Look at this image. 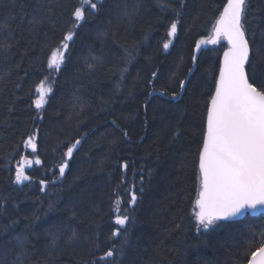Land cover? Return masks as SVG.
<instances>
[{
    "label": "trees",
    "instance_id": "trees-1",
    "mask_svg": "<svg viewBox=\"0 0 264 264\" xmlns=\"http://www.w3.org/2000/svg\"><path fill=\"white\" fill-rule=\"evenodd\" d=\"M137 2L102 0L96 14L86 13L56 70L48 58L73 29L80 0L0 4V43L13 44L0 48V264H249L260 246L264 215L199 232L194 215L205 102L227 47L222 39L198 51L197 42L212 38L226 0H183L173 37L178 0H139L129 19L123 8ZM246 27L259 83L264 0H249ZM46 77L52 91L37 109ZM30 136L36 151L25 143ZM76 140L73 156L64 157ZM18 167L30 180L15 182ZM125 209L130 219L117 225ZM122 227L126 234L114 236ZM50 229H63L55 246ZM17 235L27 249L19 260Z\"/></svg>",
    "mask_w": 264,
    "mask_h": 264
},
{
    "label": "snow or ice",
    "instance_id": "snow-or-ice-1",
    "mask_svg": "<svg viewBox=\"0 0 264 264\" xmlns=\"http://www.w3.org/2000/svg\"><path fill=\"white\" fill-rule=\"evenodd\" d=\"M3 2L4 0H0V4ZM178 2L180 7L173 10L177 19L169 25V37L177 34L179 17L185 6L183 0ZM164 6L167 7V4ZM98 7H102V0H80V5L72 12L75 21L73 29L64 34L60 45L48 58L50 68L56 70L64 64L65 52L75 36L74 29L86 19V13L88 16L96 14ZM139 7L138 0L131 9L125 6L123 14L131 19L138 13ZM248 8L249 0H226L214 25V37L210 41L197 42V48L204 43L216 44L221 38L227 42L219 72L214 77V88L205 102L201 140L196 153L198 189L194 201V215L198 222L196 225L198 232L218 226L220 221L242 216L249 209L255 210L258 206L264 208V80L259 83L256 80L252 48L246 27ZM48 14H53L51 8L48 9ZM12 47L13 44L8 41L0 43V48L5 52ZM163 47L167 49L169 43H164ZM195 60L196 57L193 56V61ZM88 67L91 69L93 66L89 64ZM189 71L191 72V69ZM152 75L155 77L156 73ZM47 79L46 77L45 81H41L37 88L39 98L34 101L37 109L44 105L47 94L52 91L50 84L45 87ZM184 86L185 81L181 80V91ZM177 95L173 93L172 98L175 99ZM123 135L127 137L128 133L125 131ZM179 135L180 132L177 130L174 137ZM25 143L33 151L37 149L32 136ZM80 143V140H76L67 147L64 157L71 158L74 149H77ZM27 163L28 166L31 165L30 161ZM35 163L40 164L41 161L36 159ZM67 167V160H63L59 165L61 176ZM25 180H30V177L25 174L23 167H18L15 182L21 183ZM45 183V180L40 181L42 186ZM43 190L41 187V191ZM136 200L137 196L133 192L130 203H135ZM116 211L121 212L118 205ZM75 216L76 212L73 210L72 217ZM129 219L130 216L125 209L116 216L115 223L125 226ZM62 231L63 229L47 231L51 246L57 245ZM71 231L70 238H77L76 231L74 229ZM121 231L126 234L127 229L118 228L113 235L117 236ZM14 239L19 260L27 251L26 238L17 235ZM259 244L257 250L251 252L249 264H264V237ZM105 255L112 257L113 251L109 250ZM247 255L248 253H245V256Z\"/></svg>",
    "mask_w": 264,
    "mask_h": 264
},
{
    "label": "water",
    "instance_id": "water-1",
    "mask_svg": "<svg viewBox=\"0 0 264 264\" xmlns=\"http://www.w3.org/2000/svg\"><path fill=\"white\" fill-rule=\"evenodd\" d=\"M213 37H214V32H213ZM212 37V38H213ZM225 41V43L227 44V42H226V40H224ZM219 42V41H218ZM217 42V43H218ZM216 43V44H217ZM216 44H211V43H207L204 47H209V46H214V45H216ZM201 48H199V50H200ZM222 58H223V54H222V56H221V60H220V62L222 61ZM80 145V144H79ZM78 145V146H79ZM77 146V147H78ZM262 215H264V208H261L260 206H258L257 207V209H255V210H252V209H249V210H247L242 216H238V217H236V218H234V219H232V220H227V221H220V222H224V223H236V222H241V221H243L247 216H250V217H252V218H255V217H259V216H262Z\"/></svg>",
    "mask_w": 264,
    "mask_h": 264
},
{
    "label": "bare ground",
    "instance_id": "bare-ground-1",
    "mask_svg": "<svg viewBox=\"0 0 264 264\" xmlns=\"http://www.w3.org/2000/svg\"><path fill=\"white\" fill-rule=\"evenodd\" d=\"M212 37H213V35H212ZM211 39H212V38H211ZM211 39H210V40H211ZM210 40H209V41H210ZM219 42H220V40H219ZM219 42H218V43H219ZM218 43H217V44H218ZM206 44H207V43H204V44H202V45H201L199 48H201V49H202V47H203V46H205ZM217 44H216V45H217ZM214 46H215V45H214ZM209 47H212V46H209ZM209 47H206V48H209ZM199 48H198V51H200V50H201V49L199 50ZM28 150H29V151H31L32 149H31V148H29ZM35 151H36V150H35Z\"/></svg>",
    "mask_w": 264,
    "mask_h": 264
},
{
    "label": "rangeland",
    "instance_id": "rangeland-1",
    "mask_svg": "<svg viewBox=\"0 0 264 264\" xmlns=\"http://www.w3.org/2000/svg\"><path fill=\"white\" fill-rule=\"evenodd\" d=\"M25 181H26V180H25ZM25 181H22V182H25ZM22 182H21V183H22Z\"/></svg>",
    "mask_w": 264,
    "mask_h": 264
}]
</instances>
